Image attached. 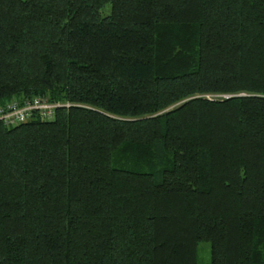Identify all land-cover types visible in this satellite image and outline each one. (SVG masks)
<instances>
[{"label": "trees", "instance_id": "1", "mask_svg": "<svg viewBox=\"0 0 264 264\" xmlns=\"http://www.w3.org/2000/svg\"><path fill=\"white\" fill-rule=\"evenodd\" d=\"M32 95L64 103L0 122V264H264V0H0V103Z\"/></svg>", "mask_w": 264, "mask_h": 264}, {"label": "built area", "instance_id": "2", "mask_svg": "<svg viewBox=\"0 0 264 264\" xmlns=\"http://www.w3.org/2000/svg\"><path fill=\"white\" fill-rule=\"evenodd\" d=\"M57 106V103L39 95L21 99L12 98L0 105V122L5 126H14L32 117L48 120L53 116Z\"/></svg>", "mask_w": 264, "mask_h": 264}, {"label": "rangeland", "instance_id": "3", "mask_svg": "<svg viewBox=\"0 0 264 264\" xmlns=\"http://www.w3.org/2000/svg\"><path fill=\"white\" fill-rule=\"evenodd\" d=\"M107 10L108 9L105 8V9L102 10V12H106ZM32 96H29V97H32ZM29 97H26V98H29ZM44 97L47 98L46 96H44ZM10 99H12V98L4 100L3 103L8 101V100H10ZM48 99L49 98H47V100ZM51 102H55L58 105H61L62 103H64L63 101H59V100H53ZM0 105H2V103H0ZM20 123H23V122H20ZM196 253H197L196 260H197L198 263H201V264L208 263V261H209V242L206 241V240L198 241L197 247H196Z\"/></svg>", "mask_w": 264, "mask_h": 264}]
</instances>
